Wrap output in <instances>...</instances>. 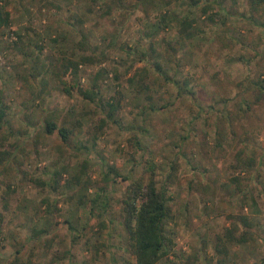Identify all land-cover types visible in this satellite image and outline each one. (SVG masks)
<instances>
[{"label":"rangeland","instance_id":"rangeland-1","mask_svg":"<svg viewBox=\"0 0 264 264\" xmlns=\"http://www.w3.org/2000/svg\"><path fill=\"white\" fill-rule=\"evenodd\" d=\"M0 6L10 13L0 26V264H135L122 200L152 174L171 208L159 264H264V9L250 0ZM83 55L96 62L53 73ZM75 83L97 99L65 92ZM47 121L70 130L68 143ZM243 214L253 240L226 245Z\"/></svg>","mask_w":264,"mask_h":264},{"label":"trees","instance_id":"trees-1","mask_svg":"<svg viewBox=\"0 0 264 264\" xmlns=\"http://www.w3.org/2000/svg\"><path fill=\"white\" fill-rule=\"evenodd\" d=\"M250 2L252 8L256 11L264 9V0H250ZM9 18L10 13L0 6V26L9 25ZM62 59L63 68L52 70L57 77L62 76L61 71H63V75L68 72L77 74L80 70L81 63L89 64L96 62V58L93 55H83L79 60L75 58L71 59L68 56ZM158 67L160 70H163L160 65ZM166 76L169 78L168 75ZM94 86H97L96 81L94 82ZM74 88H78L83 96L90 101L97 99L99 92L95 90V87L84 89L80 84L75 83L70 87L65 86V92L71 94ZM106 106L109 107L108 117L113 119L117 111V105L113 101L107 100ZM152 108L154 110L156 109L154 106ZM6 110V105L3 101V92L0 91V127L5 123L7 116ZM46 129L50 133H53L57 129L62 140L68 143L70 130L67 127L58 128L54 121H47ZM240 160L250 167L247 171L249 169H256V167L253 168L258 163L256 158H243L240 156ZM111 172H114L116 175L114 177L115 179L119 177L123 180H130L131 178L130 176L121 175L115 167H111L109 173ZM233 181L236 184L237 192H243L245 188H242L244 184L241 182L240 177H234ZM167 192L168 189L165 185L159 187L154 174L147 181H132L127 187L124 199L122 200V223L127 233L130 252L136 260L135 264H159L169 254L171 239L167 235L166 228L168 221L171 219V208L169 206ZM233 218H235V221H232L233 226L227 229L226 245L228 243L245 244L253 240L254 232L251 230L253 220L245 214L239 217L234 216ZM238 231H242V233L238 234ZM227 252L226 250L225 253Z\"/></svg>","mask_w":264,"mask_h":264}]
</instances>
